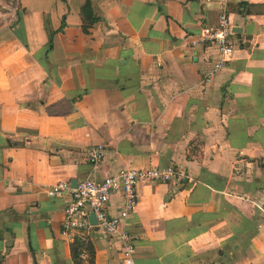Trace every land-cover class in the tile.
I'll use <instances>...</instances> for the list:
<instances>
[{
  "label": "crops",
  "instance_id": "0c3cea01",
  "mask_svg": "<svg viewBox=\"0 0 264 264\" xmlns=\"http://www.w3.org/2000/svg\"><path fill=\"white\" fill-rule=\"evenodd\" d=\"M220 3L0 0V264H73L50 185L166 166L121 224L133 263L264 264V0H224L233 53L203 82L216 51L189 42ZM81 238L120 264L97 227Z\"/></svg>",
  "mask_w": 264,
  "mask_h": 264
},
{
  "label": "built area",
  "instance_id": "2783aa9c",
  "mask_svg": "<svg viewBox=\"0 0 264 264\" xmlns=\"http://www.w3.org/2000/svg\"><path fill=\"white\" fill-rule=\"evenodd\" d=\"M220 9L213 25H203L196 37L189 43L191 46H213L217 58L201 78L209 82L211 78L223 69L233 53V44L229 38L231 26L221 0ZM104 158L103 147L89 146L84 154V160L90 165L97 166ZM179 176L173 166L166 167H123L101 179L85 178L71 187L68 182L59 181L50 185L45 193L48 197H57L67 193L69 199L63 207L60 235L72 240L83 237L92 225L88 221L89 213L95 218L94 226L102 233L114 239L118 244L120 264H134V245L131 236L121 228V224L135 210L137 196L135 187L140 181L160 182L171 184ZM120 196V204L115 214H108L106 205L111 195ZM87 252L80 253V259L87 260Z\"/></svg>",
  "mask_w": 264,
  "mask_h": 264
},
{
  "label": "trees",
  "instance_id": "16d2710c",
  "mask_svg": "<svg viewBox=\"0 0 264 264\" xmlns=\"http://www.w3.org/2000/svg\"><path fill=\"white\" fill-rule=\"evenodd\" d=\"M84 9L87 10V6L84 5ZM82 251L87 252V260L86 264H92V249L90 247V244L86 238L81 237H74L72 239V243L69 247V252L71 259L73 261V264H80L82 260L80 259V253Z\"/></svg>",
  "mask_w": 264,
  "mask_h": 264
},
{
  "label": "water",
  "instance_id": "95a60500",
  "mask_svg": "<svg viewBox=\"0 0 264 264\" xmlns=\"http://www.w3.org/2000/svg\"><path fill=\"white\" fill-rule=\"evenodd\" d=\"M70 185H71V187H75L76 181L75 180H71ZM88 221H89V223L91 225H94L95 224V218H94V216H93L92 213H89V215H88Z\"/></svg>",
  "mask_w": 264,
  "mask_h": 264
}]
</instances>
